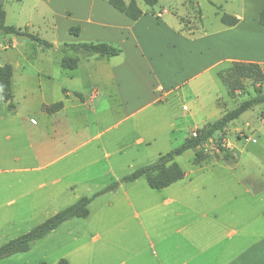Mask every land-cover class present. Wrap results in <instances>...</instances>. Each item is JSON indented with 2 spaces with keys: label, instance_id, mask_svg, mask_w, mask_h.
I'll return each mask as SVG.
<instances>
[{
  "label": "crops",
  "instance_id": "1",
  "mask_svg": "<svg viewBox=\"0 0 264 264\" xmlns=\"http://www.w3.org/2000/svg\"><path fill=\"white\" fill-rule=\"evenodd\" d=\"M215 2L229 4L226 11L238 22H220L211 31L188 34L179 29L177 16L165 9L143 10L137 20L110 4L103 5L105 16L90 10L84 37L79 31L81 40L107 42L120 47L121 53L79 57L74 69L62 68L61 57L57 72L69 83L58 80L45 62L23 59L11 65L15 110L0 101V212L5 223L52 206L62 194L78 199V187L91 192L102 171L117 179L124 153H133L134 144L155 139L160 110H170L165 127L167 132L174 130L177 113L167 99L182 100L187 87L197 99L199 89L209 90L211 74L221 63L254 62L264 73V26L258 23L264 0ZM20 24L14 26L22 28ZM14 39L7 45L14 46ZM70 52L62 51V56ZM56 101L63 102L60 110L43 109ZM140 112L142 119L129 121ZM112 129L117 131L105 137ZM136 180L121 183L106 202L98 205L94 198L89 208L95 203L96 218L73 221L86 228L76 238L87 240L80 263L264 264V197L243 208L244 218L237 226L235 213L205 218L198 188H147L135 185ZM47 183L53 186L45 188ZM243 187L249 197L255 195ZM220 204L215 197L210 207L216 212ZM110 211L115 219L108 217ZM157 224L162 231H157Z\"/></svg>",
  "mask_w": 264,
  "mask_h": 264
},
{
  "label": "rangeland",
  "instance_id": "2",
  "mask_svg": "<svg viewBox=\"0 0 264 264\" xmlns=\"http://www.w3.org/2000/svg\"><path fill=\"white\" fill-rule=\"evenodd\" d=\"M212 1L215 4L208 0H157L155 5L150 6L145 0H136L142 10L149 12L165 9L169 14H174L177 16L179 29L188 34L201 33L205 30L211 31L220 25V13L221 11L225 12L229 4L222 6L215 0ZM103 5L110 6L108 0H3L6 24L21 23L20 25L24 29V25L28 23L26 30L46 39L54 46L43 48L25 37L15 36L17 39H14L12 35L8 36L0 32V64L16 65L23 59L35 61V64L37 61L45 62V68L51 71L58 80L69 83L70 81L66 79L64 74L57 72L58 61L62 57L61 46L64 43L83 42L80 32V35H74L69 32V28L78 26L79 31H84V37L85 32H87V13L91 10L93 14L100 13L105 16L107 9ZM217 5H220V9L216 7ZM199 11L201 12V20ZM9 38L14 39L15 45L12 47L7 45ZM69 55L76 56V53L71 51ZM229 63L223 62L214 70V73L211 74L212 83L206 86L209 87V90L206 88L199 89L197 99L188 87L183 89L186 96L182 100L176 101L174 97L167 99L169 104H172V111L177 113L174 119V130L170 133L165 127L170 110L168 108L160 110L155 116V139L146 145L134 144L133 153H124L122 156L124 157L123 163L116 170L118 178L141 165L155 161L160 154L172 150L179 146L186 137L194 135L197 128L217 119L226 109L235 108L243 99L255 94L254 86H258V84L250 79H242L240 81L241 87L229 94L227 87L217 74L219 70H226ZM18 82L20 84L19 73L17 72L15 73L16 87H18ZM261 88L264 92V81L261 82ZM16 95L20 99L19 89H17ZM143 114V112L137 113L130 117L129 121L142 119ZM125 122V124L128 123V121ZM115 131L117 129L107 131L105 137ZM223 139L226 147L232 149L236 155L237 161L235 163L222 160L215 143L208 140L201 147L188 149L175 158V162L185 175L170 186L172 188L200 189L205 203V218H214V215L227 218L228 214L235 213L238 226L244 218L243 208L249 202L258 200L256 198L264 197V102L246 110L238 118L231 121L227 125ZM197 150L208 155V161L202 164L194 163L193 159ZM109 161L111 162V159ZM103 175L102 171L99 174L101 177L96 180V182L98 181L97 185L91 192L87 191V194L80 192L83 189L79 186L76 194L80 193L77 194L79 197L90 196L115 180L110 174ZM237 179L245 184L237 183ZM134 184L150 188L144 177L138 178ZM243 185L250 187L255 195L249 197L245 194ZM51 186L53 185L47 183L45 188ZM116 190L100 194L94 200L97 199L98 205L106 202L113 193L117 192ZM215 197L221 203L220 209L216 212L210 207ZM74 198L73 194H62L52 206L47 204L38 211L30 212L26 219L23 215L20 220L13 221L14 223H5L4 214L0 212V245L27 232L53 213L72 204L77 200ZM228 198L230 201L227 202ZM232 202H234L235 212L231 209ZM94 204L91 211L90 205H88L89 214L86 217H74L64 221L43 238L31 243L28 251L0 259V264H82L80 258L87 253V240L76 238H79L77 236L81 235V232L86 228L82 223H73V221L96 218L99 212ZM160 211V209H156V212ZM108 217L115 219V212H108ZM157 226L159 227L157 231H162V226L158 224ZM88 246L92 245L88 244Z\"/></svg>",
  "mask_w": 264,
  "mask_h": 264
},
{
  "label": "trees",
  "instance_id": "3",
  "mask_svg": "<svg viewBox=\"0 0 264 264\" xmlns=\"http://www.w3.org/2000/svg\"><path fill=\"white\" fill-rule=\"evenodd\" d=\"M145 1L150 6L157 3V0ZM108 2L111 6L124 13L132 20H137L144 13V11L138 6L136 0H108ZM209 2L211 1L209 0ZM216 7L220 9V6ZM199 18L201 20L200 11ZM219 18L220 22L225 26H232L238 22L236 16L226 12H221ZM258 23L264 26V9L260 10L258 14ZM0 32L4 35L13 34L16 36H24L43 48H51L53 46L51 42L25 28L22 29L14 25L6 24L5 10L2 4H0ZM69 32L78 35L79 27L72 26L69 28ZM62 51H73L76 53V56L65 54L60 59V66L62 68L74 69L78 65L79 57H87L91 55L104 57L116 56L121 53V48L107 42L83 41L64 43L62 45ZM12 74L13 71L11 64H0V101L4 102L10 111H14L16 108V104L13 101L11 85ZM217 74L223 84L227 87L229 94H232L234 90L241 87L240 81L242 79H250L258 84V86H254L255 94L243 99L235 108L230 110L226 109L217 119L207 122L202 127L197 128L195 135L186 137L179 146L166 153L160 154L155 161L135 168L133 171L111 181L90 196L79 197L75 202L53 213L27 232L6 241L4 244L0 245V259L6 258L15 253L28 251L31 243L44 237L68 219L74 217H86L89 214L88 205L95 197L117 189L121 183L131 182L140 177H144L150 187L162 188L182 179L185 174L175 162V158L188 149L201 147L208 140H212L215 143L221 154L222 160L235 163L237 157L232 149L226 147L223 137L226 134L227 125L231 121L238 118L246 110L264 102V92L261 88V82L264 81V73L258 63L232 61L229 63L226 70H219ZM62 106V101H56L49 105H44L43 109L48 113H53L60 110ZM216 131L217 134H215ZM193 161L196 164H202L208 161V155H205L201 150H197Z\"/></svg>",
  "mask_w": 264,
  "mask_h": 264
},
{
  "label": "bare ground",
  "instance_id": "4",
  "mask_svg": "<svg viewBox=\"0 0 264 264\" xmlns=\"http://www.w3.org/2000/svg\"><path fill=\"white\" fill-rule=\"evenodd\" d=\"M242 39H243V37H242ZM263 41H264V37H263ZM239 44L243 46V41H240Z\"/></svg>",
  "mask_w": 264,
  "mask_h": 264
},
{
  "label": "water",
  "instance_id": "5",
  "mask_svg": "<svg viewBox=\"0 0 264 264\" xmlns=\"http://www.w3.org/2000/svg\"><path fill=\"white\" fill-rule=\"evenodd\" d=\"M215 134H217V131L215 132Z\"/></svg>",
  "mask_w": 264,
  "mask_h": 264
},
{
  "label": "built area",
  "instance_id": "6",
  "mask_svg": "<svg viewBox=\"0 0 264 264\" xmlns=\"http://www.w3.org/2000/svg\"><path fill=\"white\" fill-rule=\"evenodd\" d=\"M194 135H195V133H194Z\"/></svg>",
  "mask_w": 264,
  "mask_h": 264
}]
</instances>
